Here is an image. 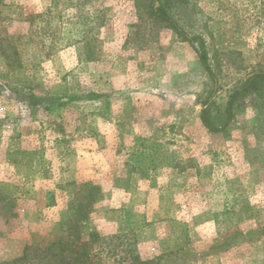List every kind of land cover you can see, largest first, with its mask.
Listing matches in <instances>:
<instances>
[{"label": "rangeland", "instance_id": "374dc122", "mask_svg": "<svg viewBox=\"0 0 264 264\" xmlns=\"http://www.w3.org/2000/svg\"><path fill=\"white\" fill-rule=\"evenodd\" d=\"M167 2L212 76L158 0H0V264H60L69 226L94 264H264V85L201 119L264 74V0Z\"/></svg>", "mask_w": 264, "mask_h": 264}, {"label": "trees", "instance_id": "16d2710c", "mask_svg": "<svg viewBox=\"0 0 264 264\" xmlns=\"http://www.w3.org/2000/svg\"><path fill=\"white\" fill-rule=\"evenodd\" d=\"M159 6L157 8H152L151 14L156 18L160 19L162 22L166 23V25L172 29L179 37L183 39L184 42H188L192 45H198V55L200 62L211 76L213 75L211 72V68L209 66V58L208 52L206 48V43L201 37H189L178 25V23L173 19L170 13V6L167 0H158ZM150 6H148L149 8ZM150 11V10H149ZM150 14V12H149ZM264 85V74H256L250 77L241 90H235L227 103L225 110V121L221 128H217L213 119L210 116L209 106L202 111V122L206 128L211 130L212 132H221L223 131L227 125L234 119L235 112V103L240 96H247L250 93L255 92L258 87ZM21 101L30 102L35 96L31 94H22L19 96ZM210 103V102H209ZM83 192V199L80 198L76 204L75 208V224L78 222H84L88 219L91 211L93 203L100 192V188L97 186H93L90 184H86L81 188ZM78 226H69L68 233L65 236L64 240L58 241V249L60 250L59 257L60 264H94L93 258L94 255L92 253L94 245L99 242V237L97 234H90V238L88 241H81L79 237V232L77 229ZM66 255V256H65ZM65 256V257H64ZM18 260H15L11 264H16Z\"/></svg>", "mask_w": 264, "mask_h": 264}]
</instances>
